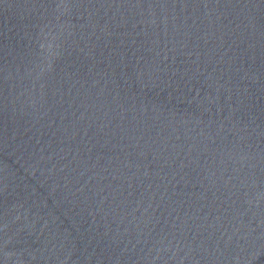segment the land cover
I'll use <instances>...</instances> for the list:
<instances>
[{"label":"water","instance_id":"1","mask_svg":"<svg viewBox=\"0 0 264 264\" xmlns=\"http://www.w3.org/2000/svg\"><path fill=\"white\" fill-rule=\"evenodd\" d=\"M0 264H264V0H0Z\"/></svg>","mask_w":264,"mask_h":264},{"label":"clouds","instance_id":"2","mask_svg":"<svg viewBox=\"0 0 264 264\" xmlns=\"http://www.w3.org/2000/svg\"><path fill=\"white\" fill-rule=\"evenodd\" d=\"M57 57H54V59L53 60H55Z\"/></svg>","mask_w":264,"mask_h":264}]
</instances>
